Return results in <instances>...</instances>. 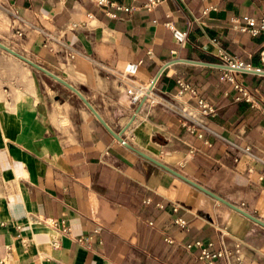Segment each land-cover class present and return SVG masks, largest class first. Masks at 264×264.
I'll return each mask as SVG.
<instances>
[{"label":"crops","instance_id":"crops-1","mask_svg":"<svg viewBox=\"0 0 264 264\" xmlns=\"http://www.w3.org/2000/svg\"><path fill=\"white\" fill-rule=\"evenodd\" d=\"M145 1L0 0V41L79 88L134 148L264 220V74H242L250 99H237L212 42L261 67L264 32L230 19L263 14L264 0ZM129 62L136 86L161 71L139 110ZM179 79L197 94L178 96ZM95 229L90 247L76 241ZM196 241L224 251L218 264H264V225L116 139L77 93L0 47V264H209Z\"/></svg>","mask_w":264,"mask_h":264},{"label":"built area","instance_id":"built-area-1","mask_svg":"<svg viewBox=\"0 0 264 264\" xmlns=\"http://www.w3.org/2000/svg\"><path fill=\"white\" fill-rule=\"evenodd\" d=\"M98 5H105L110 3V0H92ZM165 0H146L144 6L153 10L157 8L161 3ZM208 8H206L207 10ZM230 24L232 28L236 31H241L248 33L251 36H255L261 32H264V13L261 15H234L230 19ZM166 25L170 26L174 32V35L180 45H185L188 41L187 31L176 28L171 21H167ZM19 34H22V31H18ZM212 42L214 44V55L216 57L215 63L221 67V79L229 80L232 82L235 89L238 90L239 95L236 97L237 99H250L249 90L247 86L242 82L240 76L244 73L250 72L252 69L264 71V49L261 51L260 56L262 59L261 67H254L251 62L245 61L239 58L236 54L227 50L221 42L217 38H212ZM139 62H129L123 72L124 77L127 82L130 83L127 87V93L131 96V99L135 103H139L143 97H148L151 93L152 88H150L151 83L149 85L138 84L137 86L134 84V74L136 73ZM130 79V80H129ZM178 83L180 85L179 90L177 91V95H182L185 91H188L194 95L197 94V90L190 86L185 81L179 79ZM198 105L200 106L202 112L204 114L214 112V107H212L205 99L199 97ZM184 111V117L188 118L192 116V113ZM161 206V203H157ZM46 222L54 229L58 230L61 234H66L71 232V226L65 218L57 219L54 217H46ZM174 221L179 225L186 227L187 220L183 217L177 216ZM98 231L95 229L94 231L82 235L76 236V241L80 244L90 247L91 240L94 234ZM57 245V241L54 242ZM196 244L202 246L201 253L199 257L201 259H206L209 264H218L216 261V257L220 256L224 253L223 250H218L217 252H211L207 249V247L203 246L201 241H196ZM190 247L191 244L188 243L186 245ZM42 264V263H39Z\"/></svg>","mask_w":264,"mask_h":264},{"label":"water","instance_id":"water-1","mask_svg":"<svg viewBox=\"0 0 264 264\" xmlns=\"http://www.w3.org/2000/svg\"><path fill=\"white\" fill-rule=\"evenodd\" d=\"M0 47L9 51L10 53L16 55L17 57L21 58L22 60L26 61L27 63H29L30 65H32L33 67H35L38 70L43 71L44 73H46L47 75L53 77L54 79H56L57 81L63 83L64 85H66L68 88H70L71 90H73L75 93H77V95L84 101V103L91 109V111L94 113V115L101 121V123L114 135V137L116 139H118L119 141H121L122 143H124L125 145H127L128 147L133 148L135 151H137L138 153H140L141 155H143L144 157L150 159L151 161L155 162L156 164L164 167L165 169L171 171L172 173L178 175L179 177H181L182 179L190 182L191 184L195 185L196 187H198L199 189L203 190L204 192L212 195L213 197H215L216 199L226 203L227 205L233 207L234 209L240 211L241 213H243L244 215L250 217L251 219H253L254 221L264 225V220L260 219L259 217L255 216L254 214L246 211L244 208L240 207L237 204H234L230 201H228L227 199H225L224 197L218 195L217 193L211 191L210 189L206 188L205 186H203L202 184L198 183L197 181L183 175L182 173H180L179 171H177L176 169L172 168L171 166L167 165L166 163L162 162L161 160L157 159L156 157L149 155L148 153H146L145 151H142L140 149L134 148L128 141H126L124 139V137L122 136V131H116L114 130L108 123L107 121L102 117V115L97 111V109L92 105V103L87 99V97L85 96V94L79 89L77 88L75 85H73L72 83H70L69 81H67L65 78H63L62 76H60L59 74L53 72L52 70L44 67L43 65L37 63L36 61L32 60L31 58L27 57L26 55L20 53L19 51L15 50L14 48L10 47L9 45L5 44L4 42L0 41ZM161 72V71H160ZM160 72L154 77V79L152 80L151 86L150 88L153 87V85L155 84ZM250 72H254V73H260V74H264V71H260V70H255L252 69ZM146 96L142 98V100L139 102L137 110H139V108L141 107V105L144 103V101L146 100ZM134 116L131 117V119H133Z\"/></svg>","mask_w":264,"mask_h":264}]
</instances>
